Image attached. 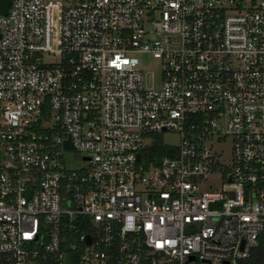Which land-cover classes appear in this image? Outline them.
I'll return each instance as SVG.
<instances>
[{
  "label": "built area",
  "instance_id": "2783aa9c",
  "mask_svg": "<svg viewBox=\"0 0 264 264\" xmlns=\"http://www.w3.org/2000/svg\"><path fill=\"white\" fill-rule=\"evenodd\" d=\"M10 1L0 264L248 259L264 231V0ZM164 132L180 144L155 163Z\"/></svg>",
  "mask_w": 264,
  "mask_h": 264
},
{
  "label": "rangeland",
  "instance_id": "374dc122",
  "mask_svg": "<svg viewBox=\"0 0 264 264\" xmlns=\"http://www.w3.org/2000/svg\"><path fill=\"white\" fill-rule=\"evenodd\" d=\"M157 61L148 58L146 64L147 68H153L156 65ZM163 142L169 145L177 146L180 144V136L175 132H164L162 133ZM231 147L232 140L230 137H225L223 141L216 144V148L221 152V160L225 163L230 162L231 156ZM64 154L66 156L67 165L73 168H79L83 166L85 163L81 157H79V153L74 149L64 150Z\"/></svg>",
  "mask_w": 264,
  "mask_h": 264
},
{
  "label": "trees",
  "instance_id": "16d2710c",
  "mask_svg": "<svg viewBox=\"0 0 264 264\" xmlns=\"http://www.w3.org/2000/svg\"><path fill=\"white\" fill-rule=\"evenodd\" d=\"M154 143L146 149V152L150 153L152 156L151 161L156 163L158 158L163 155H174L176 150L174 148L168 147L164 142L162 135H156ZM240 264H264V231L260 236L259 246L256 247L252 255L240 262Z\"/></svg>",
  "mask_w": 264,
  "mask_h": 264
},
{
  "label": "water",
  "instance_id": "95a60500",
  "mask_svg": "<svg viewBox=\"0 0 264 264\" xmlns=\"http://www.w3.org/2000/svg\"><path fill=\"white\" fill-rule=\"evenodd\" d=\"M10 0H0V13L1 14H6L7 13V10L10 6ZM66 146L67 147H72V144L70 141H66ZM140 156V155H138Z\"/></svg>",
  "mask_w": 264,
  "mask_h": 264
}]
</instances>
